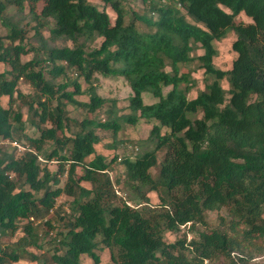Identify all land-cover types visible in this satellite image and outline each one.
<instances>
[{"label":"trees","instance_id":"1","mask_svg":"<svg viewBox=\"0 0 264 264\" xmlns=\"http://www.w3.org/2000/svg\"><path fill=\"white\" fill-rule=\"evenodd\" d=\"M143 2L145 12H133L127 20L124 0H0V20L8 28L0 38V65L7 68L0 71V139L26 138L34 150L0 152V264L22 259L81 264L85 254L100 264L96 251L104 248L114 264H203L218 258L264 264V0ZM10 6L20 15L28 7L40 47L27 46V30L9 15ZM242 12L251 23L235 22ZM230 31L237 57L223 70L214 63L215 41ZM97 39L100 45L91 48ZM40 48L46 57H40ZM30 53L33 57L23 61ZM194 61L205 86L190 97L197 80L181 67ZM71 70L89 85L87 101L77 99L86 92L79 80H69ZM98 74L128 82L133 92L128 113L119 115L116 100L98 93ZM24 82L33 95L23 93ZM166 86L171 89L165 94ZM145 92L158 100L145 104ZM106 103L104 121H77L66 109L73 105L94 114ZM23 105L40 130L38 137L24 134ZM198 112L201 117H193ZM142 119L155 121L149 136L119 156L132 195L127 198L108 173L117 156L110 160L96 148L98 130L116 135L120 120L134 125ZM47 141L54 144L49 153ZM41 153L43 161L60 162L57 171L43 164ZM65 174V185L59 186ZM151 193L158 206L150 205ZM62 195L72 201L70 208L60 204L54 210L59 227L48 238L49 251H27L44 248L38 227ZM209 213L218 214V228L189 241L187 236L167 241L168 232L187 226L194 232L198 223L208 227ZM31 217L43 222L37 225ZM23 222L24 236L15 247H3L2 235H14Z\"/></svg>","mask_w":264,"mask_h":264},{"label":"rangeland","instance_id":"2","mask_svg":"<svg viewBox=\"0 0 264 264\" xmlns=\"http://www.w3.org/2000/svg\"><path fill=\"white\" fill-rule=\"evenodd\" d=\"M148 3H144L143 0H124V7L126 11V19L130 20L132 19V13H144L145 9L147 8ZM40 6L38 7V11H40ZM28 7L23 11V14L20 15V12L17 8L10 6L8 9V13L10 16H14L15 20H20V25L27 30V46H35L40 47L41 43L39 42V37L34 34L35 31L33 29L36 22L31 20V16L28 14ZM107 11L110 13V15L115 18L116 14L115 12L107 7ZM190 20L193 21V19L190 17ZM236 23L244 22L245 24L251 23V18L246 16L243 12L235 18ZM44 35L47 37L49 35V32L47 30L42 31ZM8 34V28L3 25V23L0 20V38L5 37ZM236 39V35L233 31H230L226 38H224L221 41H215V46L218 50L217 56L214 58V63L218 68H221L223 70H228L232 67L233 61L237 57V53L233 50L232 44ZM4 41L6 43H10L9 40L4 38ZM100 39H97L96 41L90 43V47H97L100 45ZM49 44L52 46H55L53 42L49 41ZM58 45V44H57ZM40 57H46L45 51L40 48ZM202 51L198 50L195 51L194 54L201 53ZM34 53H30L23 56V61H26L28 59H31L33 57ZM46 63V62H44ZM199 63L197 61H194L188 65L182 64V71H193V76L197 80V86L192 90L190 93V97H194L197 94V91L204 88V80H203V70L198 69ZM6 66L0 65V71L3 72L6 70ZM169 69V68H168ZM68 77L70 81L79 80L82 84L83 91L86 92V94L78 95L77 99L80 101H87L89 99L90 95V87L89 85L84 81L83 77H80L77 75V72L70 71L68 73ZM97 87H98V93L107 99H114L116 100V108L119 110V115H125L129 112L127 109V106L129 104V99L132 95V89L129 86L128 82L121 76H108L104 77L102 75H97ZM63 78H59L58 81H61ZM222 85L224 88H229V83L227 80H224L222 82ZM22 91L25 94L33 95V88L31 85L27 83H23ZM73 88L70 86L68 90H72ZM171 89L170 86L164 87V93L166 94ZM89 94H88V93ZM143 100L145 104H152L156 102L158 99L154 96H152L150 93L145 92L143 93ZM3 105L8 106V98H3ZM21 103H18V106ZM110 107V103H106L105 107L100 109L94 114H90L87 110V108L84 107H76L73 105H67L66 109L69 112V115L76 119L77 121H82L85 118H89L92 120H101L104 121L107 118L106 111ZM23 111V120H24V134L29 135L30 137H38L40 135V130L37 128L36 125L32 122V116L31 113L28 111V106H24L22 108ZM201 112H198L196 115H193V117H201ZM122 129L115 135L113 130H98V133L101 137V142L96 145L97 150L102 153L103 155L107 156L108 159H112L114 156L116 157V161L114 162V165L112 167V175L114 180H118V185L121 187V191L124 195L127 196V198H132L131 192L128 189V187L125 185L123 178H124V166L122 165V162L119 160V156H121L123 153L127 154L131 152L133 147L138 146V141L145 139L149 136L150 131L152 129V126L155 124V121L152 123H148L145 120H140L137 124H130L126 123L123 120H120ZM93 122H90L88 127L90 128L92 126ZM50 125V124H48ZM28 136V137H29ZM14 143H18L21 146L25 147L26 149L30 148L29 142L26 141V138H23L22 141L14 140ZM110 146V148H109ZM116 146V147H114ZM54 144L52 141H47L44 150L46 149L47 152H51L53 149ZM140 147V146H139ZM3 151H16L17 154H22L26 150L19 149L15 144H13L10 140L7 139H0V152ZM34 151V150H33ZM140 151L141 147H140ZM41 157H44V154L41 153ZM162 159V153H159V160ZM45 162L43 164H46L47 167L51 171H57L59 163L58 160H52V161H42ZM68 168V164H65ZM83 170L81 168H78V172L81 173ZM159 172V166L152 169L153 175L157 176ZM66 182V174L61 176V183L59 186H64ZM22 184V181L20 182ZM86 186L89 187V184H86ZM26 188H28L26 186ZM120 189V188H119ZM120 191V190H119ZM120 191V193H121ZM41 196V193L38 194ZM150 205L152 206H158L159 205V199L158 196L155 193L150 194ZM72 201V198H69L67 196H60L57 199V202L61 204L62 208L69 207L70 208V202ZM150 207V206H148ZM226 210L223 209L220 214L222 216L225 215ZM35 219V218H34ZM50 224H44V222L48 221ZM220 218L218 217L217 213H209L208 214V227H205L202 224H196V228L194 232L190 231V228L187 226L186 228H182L179 233L173 234V233H167L166 239L168 242H175L177 239H181L184 236H187V240H191L192 238L198 237V232L204 231V230H212L215 228H218L220 226ZM43 222V219H35V224H41ZM43 226L40 227V233H42L41 237V245L44 247L43 249H36L35 247H27V251L37 254H44L47 251H49L50 245L48 244V238L54 236L57 231L56 228L59 227L58 223V216L54 212H49V214L44 219ZM25 223H20V229L14 234V235H2L1 237V244L3 247H15V243L21 239V237L24 236V227ZM58 225V226H57ZM53 226V228L51 227ZM48 232V233H47ZM45 251V252H44ZM44 252V253H43ZM97 254H99L101 258L100 264H114L111 260V255L109 249H98L96 251ZM81 264H95L94 260L90 255H83L81 257ZM10 264H35V262H31L27 259H22L19 262H12ZM207 264H228V262L225 261L223 258H218L214 260H209Z\"/></svg>","mask_w":264,"mask_h":264},{"label":"built area","instance_id":"3","mask_svg":"<svg viewBox=\"0 0 264 264\" xmlns=\"http://www.w3.org/2000/svg\"><path fill=\"white\" fill-rule=\"evenodd\" d=\"M8 141H9V140H8ZM12 143L15 144L19 149L26 150V148L23 147V146H21L20 144H18V143H14V142H12ZM28 149L31 150V151L33 150V149H31V148H28ZM39 159H40L41 161H43V158H42V157H39ZM111 172H112V171H108V173L110 174V176H111L112 178H114ZM116 190H117V193H118V194H121L120 191H119V188H118L117 186H116ZM59 205H60V203L57 202V204L55 205V207L51 209V212H54V210H55L56 208H58ZM30 219L33 220V221H35L34 217H31ZM188 225H189V224H188ZM208 261H209V260H205L203 264H207Z\"/></svg>","mask_w":264,"mask_h":264}]
</instances>
